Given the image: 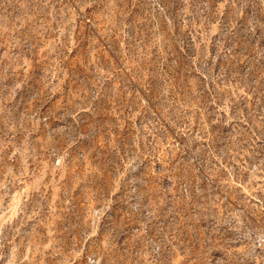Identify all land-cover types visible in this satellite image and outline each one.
<instances>
[{
  "label": "rangeland",
  "instance_id": "1",
  "mask_svg": "<svg viewBox=\"0 0 264 264\" xmlns=\"http://www.w3.org/2000/svg\"><path fill=\"white\" fill-rule=\"evenodd\" d=\"M0 264H264V0H0Z\"/></svg>",
  "mask_w": 264,
  "mask_h": 264
}]
</instances>
